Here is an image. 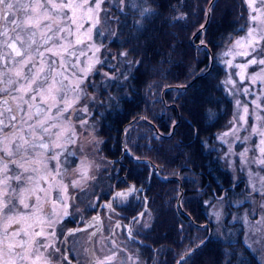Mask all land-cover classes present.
<instances>
[{
	"label": "rangeland",
	"instance_id": "obj_1",
	"mask_svg": "<svg viewBox=\"0 0 264 264\" xmlns=\"http://www.w3.org/2000/svg\"><path fill=\"white\" fill-rule=\"evenodd\" d=\"M27 1L29 3L25 6ZM129 1L125 0L126 3ZM140 1L142 7L134 1L132 13L123 8V0H4V3H0V148L16 157L18 164L15 171L5 168L4 163L0 164V264H41L49 261L51 252H56V244L61 241V234L66 227L64 223L73 225V210L87 214L94 209L97 198L103 195V183L112 160L102 144L106 137L99 133V128L97 130L100 114L96 119L89 114L91 101L102 106L90 94V90L95 84L97 87L100 80L106 78L101 83L104 84L113 78L106 71L110 65L104 69L99 66L102 58L100 42L105 43L107 36L110 38L108 24L114 25L115 20L121 26L124 22L137 29L143 26L147 20L145 14L150 13L148 11L152 10L154 3L149 0ZM241 1V13L232 9L227 15L235 20L231 32H227L221 40V37H215L212 45L208 34L203 41L209 47L211 60L225 69L220 76L225 85L221 89L230 99V109L227 110L229 114L212 131L211 142L208 143L210 153H207L211 154L212 159L218 160L219 166L228 174L229 191L234 196L231 197L227 189H217L202 199L201 203L205 207V216L213 224V230L227 209L239 203L238 207L242 209L239 212L236 209L233 217L239 220L242 240L255 253L258 262L264 264V163L259 162L264 160V64L251 63L252 60H264V0ZM7 4L12 7L7 8ZM183 8L182 2L178 6L175 4L172 9L174 17L184 14ZM199 18L197 16V20ZM29 19L31 23H27ZM187 24L188 27L179 37L180 46L186 49L184 45L188 43L196 53L197 47L190 43V40L196 43L191 37L194 31L190 27L191 21ZM97 26L100 30L98 33ZM103 33L106 34L104 40ZM17 36L21 39L16 40ZM13 41L20 49L21 56H16L7 46ZM108 50L111 53L109 47ZM184 53L188 57V53ZM27 56H31V60L23 64ZM193 59L194 62L191 59L190 68L187 69L188 75L197 72L191 70V67L199 59L197 55L195 58L193 55ZM136 61L134 57L130 63L134 65ZM208 61L210 58L207 56ZM17 70L22 72L21 76H16ZM37 73L40 78L32 86L31 92L18 91ZM93 73L97 77L89 88ZM213 74L215 76L217 72ZM114 75V80L127 88L131 69L124 67L119 74ZM181 80L176 77L171 82H185ZM49 84L53 85L54 91L51 96L45 93L47 99H42L37 92ZM142 90L144 92L143 86ZM20 96L27 103L20 101ZM211 110L219 114L220 107ZM126 113L128 117L124 116L119 122L125 124L121 129L125 137L144 121L145 116L138 108H129ZM172 119L175 116L171 114L167 120ZM147 121L150 122V119ZM41 122L43 126H40ZM161 124V120L155 123L157 126ZM145 127L144 123L143 130ZM146 136L142 131L137 140ZM122 143L131 147L123 140ZM46 152L53 156L45 158ZM130 153L152 161L148 151L134 148ZM181 174L182 171L178 169L177 176L174 175L178 181L177 186L183 184L179 179ZM183 186L180 189L175 186L171 188L168 183L151 184L153 190H165L162 196L166 203L178 193L185 198L197 197V194L190 192L192 187L188 183ZM133 206L134 201L131 208ZM121 209L124 207L121 206ZM156 212V208L150 207V212L134 221V226L139 225L135 230L139 232L143 227H148L158 216ZM42 222H45V226H51V234L48 237L44 230L43 234L33 237V226ZM187 222L188 219L181 218L176 233H173L175 236L171 234L162 240H175L178 256L187 250L176 240L179 237L178 228ZM202 235L201 230L195 229L192 245L200 244L204 239ZM42 240H48L51 251H40L37 245ZM75 242L69 243V253L75 260H79L84 254L85 242L83 238ZM99 249L96 264H146L140 251L138 254L135 248H124L116 237L100 243ZM33 254L37 257L31 256ZM108 257L114 259L109 260Z\"/></svg>",
	"mask_w": 264,
	"mask_h": 264
},
{
	"label": "trees",
	"instance_id": "obj_2",
	"mask_svg": "<svg viewBox=\"0 0 264 264\" xmlns=\"http://www.w3.org/2000/svg\"><path fill=\"white\" fill-rule=\"evenodd\" d=\"M134 1L142 7L140 0H130L129 3L123 4V8L131 13L134 12ZM149 1L154 3V7L148 11L150 13L145 14L147 20L143 26L137 29L128 25L127 22L121 26L114 20V25L108 24L110 38L107 36L106 44L99 41L102 57L99 66L104 69L110 65L106 70L107 75L113 76L104 84L101 83L106 78L100 80L96 87V84H93L97 74L93 73L89 84V88L93 85L90 94H93L102 105L98 106L94 100L91 101L89 114L91 113L90 117L93 119H96L98 113L100 114L96 125L97 130L99 128V133L106 137L102 144L110 155V159H114L113 166L107 172V182L103 185H108L114 178L120 185L123 181H132L141 185L147 195L151 196L152 208H156L158 216L148 227L136 233L144 243L139 250L144 255L146 264L175 262L176 254L179 252L175 240L172 242H162V240L169 238L171 234L175 236L181 218L188 219V222L185 226L181 225L178 228L179 237L176 240L179 244L187 250L196 246L192 245L195 229L201 230L202 238H204L201 245L186 255L185 264H260L255 253L242 240L239 220L231 217L236 209V212H239L242 207L232 205L231 210H228L230 213L213 230V224L208 216H205V207L201 203V200L213 190L220 189L222 183L226 186L229 195L234 196L229 191L228 174L219 166V161L212 159L211 154L207 153L210 150L208 143L211 142L212 131L229 114L227 110L230 109V99L221 89L225 85L221 82L220 76L225 69L218 62L214 63L212 60L210 63L206 62V57L210 58L211 55L209 47L203 41L208 34L212 45L215 37H221V40L227 32H231L230 29L235 24V20L227 15L232 9L241 13L243 2L241 0L237 2L229 0ZM181 2L184 5L182 10L184 14L174 17L175 12L172 9L175 4L178 6ZM206 12L208 13L206 22L200 28L205 20ZM197 16L200 17L198 20ZM129 17L133 18L132 15ZM190 21V27L194 30L191 37L196 42L193 43L190 40V43L197 47L196 53L192 51L188 43L184 45L186 49L180 46L179 37L183 35L188 27L187 22ZM209 31L211 32L208 33ZM98 32H100L99 26H97ZM105 36L106 34L103 33V40ZM184 52L188 53L189 58ZM193 55L194 58L197 55L199 62L193 65L191 70L197 72L188 75L187 69L190 68L191 59L194 62ZM134 57L137 61L133 65L130 60ZM124 67L131 69V77L126 82L127 88L114 80V73L119 74ZM214 71L217 72L215 76ZM176 77L185 82L178 84L171 82V79ZM215 107H220L219 114L211 110ZM129 108H138L145 116H143L144 121L131 129V133L125 137L121 132L125 124H119V122L124 116L128 117V113L124 114V112ZM171 114L175 116V119L169 121L167 118ZM149 119L151 123L147 121ZM158 120H161L162 124L157 126L155 123ZM144 123L146 127L143 130ZM171 126L173 127L170 131ZM142 131L148 137H139L137 140V136ZM151 132L154 133L151 134ZM122 140L131 146L127 147L129 152L134 148L142 152L148 151L152 161L147 162L144 158L143 161H134L125 153H121L125 145L124 143L121 145ZM136 157L142 158V156ZM153 166H156L158 175L154 174ZM178 169L183 174L179 176L183 183L179 186L174 177ZM170 174L173 175L168 178L160 179L159 177ZM153 182L162 185L168 183L171 188L175 186L180 189L188 183V186L192 187L190 192L197 194V197L185 198L179 193L178 200L176 194L174 198L171 197L169 203H166L162 196V191L165 190L163 188L160 192L158 189L153 190L151 187ZM205 222L211 227L210 230L203 225ZM134 251L139 254L138 250Z\"/></svg>",
	"mask_w": 264,
	"mask_h": 264
},
{
	"label": "flooded vegetation",
	"instance_id": "obj_3",
	"mask_svg": "<svg viewBox=\"0 0 264 264\" xmlns=\"http://www.w3.org/2000/svg\"><path fill=\"white\" fill-rule=\"evenodd\" d=\"M29 1L25 2L28 4ZM9 25V23H8ZM11 29H13V26H10ZM75 112V108H74ZM81 112V109L79 113ZM78 113V114H79ZM6 149L0 148V164L4 163L7 165V168L10 170H17L18 164L16 163V157H13L12 155H9L6 151ZM75 150H77V146L75 147ZM45 158L53 156L52 153L46 152L44 154ZM72 157L74 154L71 155ZM71 158V157H70ZM62 172V170H60ZM151 170L149 169V172ZM153 172L156 174L155 169L153 167ZM157 175V174H156ZM165 176V175H162ZM170 176V175H167ZM124 182V181H123ZM125 185L113 187L109 186L107 189V193L104 195H101L97 198L95 207L93 211L89 212L91 214L92 212L96 211L97 214L94 217L92 221L89 222L87 225V229L79 232H75V235H67L69 233H66L64 230L60 237V242L56 244V252L50 254L49 261H44L41 264H96L99 260V247L100 243L105 242L107 240H110V238L116 234L121 236V233H125L127 230V227L125 226L126 222H130V217H127V214L134 213L139 207L140 202L142 201V198L144 197L145 193L143 191H139V185L133 184L132 182H124ZM129 186L126 190H123L124 187ZM129 188L136 189L133 191V195H131V192L128 191ZM113 190H117V192L126 193V195L123 196H115L113 199V204L122 205L124 207L123 210L117 209L112 205V208L107 207L109 199V195ZM116 192V193H117ZM134 200V206L131 209V203L129 201L131 199ZM144 201V199H143ZM143 201L141 203V206L143 204ZM129 203V204H128ZM145 213L149 212V207L146 205V201L144 204ZM74 214V224L80 223L86 216L89 214H84L83 212L79 210H73ZM99 220V221H98ZM114 221H117L115 224ZM44 229L47 232V236L51 234V227L45 226V222L38 223L37 225L33 226L32 235L33 237L39 236L44 233ZM39 230L40 232L37 233L36 231ZM59 232V231H58ZM81 233L83 234V241L85 242V251L83 256L79 260H75V258L72 256V254L69 253L70 245L69 243H76L75 241L82 240ZM128 237V236H127ZM129 238V237H128ZM70 239V240H69ZM91 239V245L92 248H89L88 241L85 240ZM98 240H101L102 242H98ZM96 241V242H95ZM48 240L45 242L42 240L38 243L37 247L41 248L40 251L48 249L51 251L49 243H47ZM37 257V255H31ZM87 256V257H86Z\"/></svg>",
	"mask_w": 264,
	"mask_h": 264
},
{
	"label": "snow or ice",
	"instance_id": "obj_4",
	"mask_svg": "<svg viewBox=\"0 0 264 264\" xmlns=\"http://www.w3.org/2000/svg\"><path fill=\"white\" fill-rule=\"evenodd\" d=\"M0 3H4V0H0ZM6 7H7V8H11L12 5H11V4H7ZM53 7H57V6H56V5H53ZM146 11H147V10H146ZM45 18L47 19V17H45ZM27 23H31V19H29V21H27ZM34 35H35V33H33V36H34ZM20 39H21L20 36H17V37H16V40H20ZM30 39H31V38H30ZM31 42H32V43H35L34 40H32ZM77 42L79 43V41H77ZM7 46H8L10 49H12V51L15 53L16 56H21V55H22L20 49L17 48V45H16V42H15V41H13L12 43L8 44ZM30 46H31V45L29 44V47H30ZM25 51H27V49H26ZM48 51H51V49H48ZM40 54L43 55V53H40ZM30 60H31V56H27V57L23 60V64H27ZM251 63H260V64H264V60H260V61L252 60ZM41 71H43V69H41ZM15 74H16V76H21V75H22V72H21L20 70H17ZM39 78H40V77H39V74H38V73H37V74H34L33 77H32V79L29 80L28 84H27L26 86H22L18 91H20L21 93H24V92H31V91L33 90L32 86H33L34 84H36V81H37V79H39ZM241 78H243V77H241ZM9 83H12V81L9 80ZM53 91H54L53 85H52V84H49L48 87L39 90V91L37 92V95H40V96L42 97V99H47V96H45V93H47L48 96H51L52 93H53ZM53 98H54V97H53ZM13 99H17V98L14 97ZM32 99L35 100L36 97L33 96ZM19 100L22 101V102H24V103H27V101H24V100H23V96H20V97H19ZM5 103H7V101H5ZM69 106H70V105H69ZM18 107H19V105H18ZM21 110H22V109H21ZM8 111H11V109H8ZM37 111H39V109H37ZM12 119L14 120L15 117L13 116ZM40 126H43V122H41V125H40ZM44 130L47 131V129H44ZM254 131H255V129H254ZM25 143H27V142L25 141ZM41 146H42V147H46V145H41ZM259 162H260V163H264V160H261V161H259ZM5 168H7V165H5ZM17 179H19V177H17ZM135 190H136V189H134V188H129V189H128L129 192H131V191H135ZM116 195L119 197V196L126 195V193L117 192ZM21 203H23V200H21ZM107 207L112 208L111 203H109V204L107 205ZM66 214H67V213H66ZM139 215H143V213H140ZM132 219H133V221H135V220H136V217H133ZM75 231H82V230H81V229L69 230V234L71 235V234H72L73 232H75ZM108 259H109V260H112V259H114V257H108ZM99 264H104V262H99ZM178 264H185V257H181V260L178 262Z\"/></svg>",
	"mask_w": 264,
	"mask_h": 264
},
{
	"label": "bare ground",
	"instance_id": "obj_5",
	"mask_svg": "<svg viewBox=\"0 0 264 264\" xmlns=\"http://www.w3.org/2000/svg\"><path fill=\"white\" fill-rule=\"evenodd\" d=\"M121 153H125V148H124V146L122 147V150H121ZM140 158V157H139ZM154 167V169H155V172H156V174L158 173V171H157V168H156V166H153ZM158 175V174H157ZM160 177V179H163V178H168V177H171V176H159Z\"/></svg>",
	"mask_w": 264,
	"mask_h": 264
},
{
	"label": "water",
	"instance_id": "obj_6",
	"mask_svg": "<svg viewBox=\"0 0 264 264\" xmlns=\"http://www.w3.org/2000/svg\"><path fill=\"white\" fill-rule=\"evenodd\" d=\"M204 23H205V22H203L202 26L204 25ZM133 159H136V160L140 161V159H137V158H133ZM178 262H179V259L176 260L175 264H178Z\"/></svg>",
	"mask_w": 264,
	"mask_h": 264
}]
</instances>
